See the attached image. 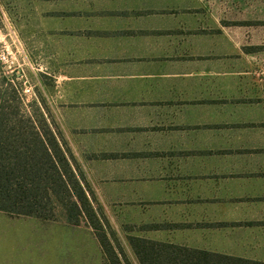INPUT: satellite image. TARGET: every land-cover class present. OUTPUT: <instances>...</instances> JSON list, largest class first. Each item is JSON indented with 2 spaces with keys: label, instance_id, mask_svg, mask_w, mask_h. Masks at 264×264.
I'll return each mask as SVG.
<instances>
[{
  "label": "crops",
  "instance_id": "obj_1",
  "mask_svg": "<svg viewBox=\"0 0 264 264\" xmlns=\"http://www.w3.org/2000/svg\"><path fill=\"white\" fill-rule=\"evenodd\" d=\"M21 11L35 100L127 241L264 262V36L187 0H22ZM26 223L0 211V264ZM72 226L58 223L55 241Z\"/></svg>",
  "mask_w": 264,
  "mask_h": 264
},
{
  "label": "trees",
  "instance_id": "obj_2",
  "mask_svg": "<svg viewBox=\"0 0 264 264\" xmlns=\"http://www.w3.org/2000/svg\"><path fill=\"white\" fill-rule=\"evenodd\" d=\"M1 97L0 93V103ZM5 113L0 106V211L85 224L99 241L104 264H132L109 221L95 207L93 194L85 191L84 178L74 170L58 128L7 124ZM128 241L140 264H264L134 235Z\"/></svg>",
  "mask_w": 264,
  "mask_h": 264
},
{
  "label": "rangeland",
  "instance_id": "obj_3",
  "mask_svg": "<svg viewBox=\"0 0 264 264\" xmlns=\"http://www.w3.org/2000/svg\"><path fill=\"white\" fill-rule=\"evenodd\" d=\"M187 1L192 7L203 4V8L222 12L224 25L249 26L254 36H264V0ZM21 7L22 0H0V106H4L7 124H53L60 129L57 115L41 111L35 100L41 91L39 66L29 64L23 57L16 31L22 23ZM10 52L13 64H10ZM104 211L101 209L106 217ZM110 216L106 218L128 258L132 264H139L127 241V227L119 224L118 212L112 211ZM18 220L28 221L29 231L25 235L10 234V249L5 251L10 257L7 264H104L101 246L91 227L72 226L61 240L55 241L56 225L64 220L10 215V225L15 227Z\"/></svg>",
  "mask_w": 264,
  "mask_h": 264
},
{
  "label": "built area",
  "instance_id": "obj_4",
  "mask_svg": "<svg viewBox=\"0 0 264 264\" xmlns=\"http://www.w3.org/2000/svg\"><path fill=\"white\" fill-rule=\"evenodd\" d=\"M13 63H14L13 55L10 52V64H13Z\"/></svg>",
  "mask_w": 264,
  "mask_h": 264
}]
</instances>
